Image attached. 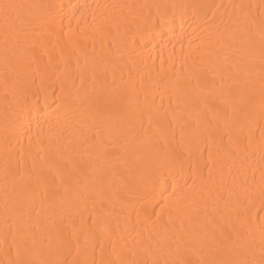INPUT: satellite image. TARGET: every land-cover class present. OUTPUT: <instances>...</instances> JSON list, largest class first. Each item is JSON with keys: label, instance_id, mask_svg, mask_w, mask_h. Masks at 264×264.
Listing matches in <instances>:
<instances>
[{"label": "bare ground", "instance_id": "obj_1", "mask_svg": "<svg viewBox=\"0 0 264 264\" xmlns=\"http://www.w3.org/2000/svg\"><path fill=\"white\" fill-rule=\"evenodd\" d=\"M0 264H264V0H0Z\"/></svg>", "mask_w": 264, "mask_h": 264}]
</instances>
